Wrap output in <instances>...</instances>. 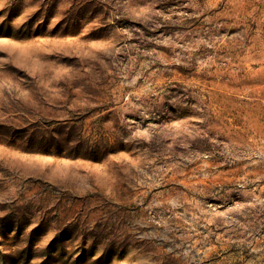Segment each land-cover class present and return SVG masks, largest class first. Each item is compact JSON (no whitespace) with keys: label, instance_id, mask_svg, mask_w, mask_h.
<instances>
[{"label":"rangeland","instance_id":"374dc122","mask_svg":"<svg viewBox=\"0 0 264 264\" xmlns=\"http://www.w3.org/2000/svg\"><path fill=\"white\" fill-rule=\"evenodd\" d=\"M0 264H264V0H0Z\"/></svg>","mask_w":264,"mask_h":264}]
</instances>
